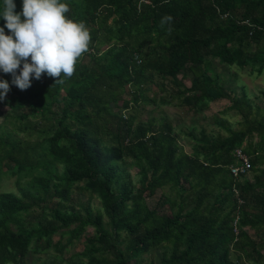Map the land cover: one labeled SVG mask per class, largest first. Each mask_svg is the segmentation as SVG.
I'll list each match as a JSON object with an SVG mask.
<instances>
[{
    "label": "trees",
    "instance_id": "1",
    "mask_svg": "<svg viewBox=\"0 0 264 264\" xmlns=\"http://www.w3.org/2000/svg\"><path fill=\"white\" fill-rule=\"evenodd\" d=\"M62 2L88 28L89 51L71 78L43 73L1 101L0 174L15 176L18 193L0 191V264H25L59 232L65 243L43 262L57 264L87 226L93 233L65 264H264V88L252 96L238 79L264 70V0ZM166 14L171 35L159 26ZM213 63L224 70L213 74ZM222 99L239 127L184 130L189 151L169 121L137 119L148 103L198 110ZM236 147L251 169L234 180ZM153 249L157 262L145 257Z\"/></svg>",
    "mask_w": 264,
    "mask_h": 264
},
{
    "label": "clouds",
    "instance_id": "2",
    "mask_svg": "<svg viewBox=\"0 0 264 264\" xmlns=\"http://www.w3.org/2000/svg\"><path fill=\"white\" fill-rule=\"evenodd\" d=\"M15 8L14 0H3L0 71L11 74V83L20 90L29 88L31 80L41 79L43 73L56 78L55 82H62V75L71 78L77 61L89 51L91 37L84 22L66 16L70 8L62 0H22L21 11ZM172 22L173 17L166 14L159 26L171 35ZM9 91V82L0 79V100Z\"/></svg>",
    "mask_w": 264,
    "mask_h": 264
},
{
    "label": "rangeland",
    "instance_id": "3",
    "mask_svg": "<svg viewBox=\"0 0 264 264\" xmlns=\"http://www.w3.org/2000/svg\"><path fill=\"white\" fill-rule=\"evenodd\" d=\"M22 67V64H21ZM224 67L221 64L213 63V71L219 73L223 71ZM19 72V69H17ZM214 74V73H213ZM11 79L9 81V86L15 87L19 89L17 86L11 83ZM238 79L239 81L245 85L247 92L250 95L257 96V91L260 88H264V70L258 75H249L246 71L238 70ZM188 84V80L185 81ZM35 85V80H31V86ZM147 88L148 94L151 96L155 93L160 94V91L156 88L155 84H148ZM128 95L124 93L122 95L123 98H126ZM0 100V111H4L5 107H2ZM256 101L258 104L264 107V99L261 97H256ZM229 102L226 99L212 101L209 103L207 108H200L198 110L188 109L186 106L178 105V104H160L158 103H148L142 106L141 111L138 113V120H149L154 119L155 121H159L162 118L172 123L173 128L179 133L178 142L184 148V150L189 151L190 147L187 143L189 140L188 136L184 135V130L192 129L197 132L199 128L204 127L208 131L220 132L222 134H226V128L230 127L232 129H236L239 127L238 121L240 120V115L233 109H228ZM221 118L224 127L217 124L215 117ZM0 122H2V117L0 116ZM4 127L9 130L12 129V124L10 120L4 123ZM256 138L253 137V141ZM134 173V169L131 170ZM250 173L246 174L249 176ZM133 179H135V175H133ZM164 191L171 196H175V191L172 190L169 186L163 188ZM0 191H13L18 193L17 185L15 182V176L11 175L9 171H3L0 174ZM84 194V192H83ZM86 196V195H85ZM92 203L94 205L98 204V200L93 198ZM249 231H251L249 229ZM93 233V227L87 226L84 233L82 234V238L80 240H73L70 245L67 246L66 250L62 252V260L56 261L57 264H65L64 259L70 258V254L76 253L81 249L83 238L91 235ZM60 237L59 232L53 235V245L42 252H34L30 254L26 260L25 264H43V262L50 263L54 260V256H58V252L56 247L58 245V238ZM60 244H64L66 240V235L60 237ZM159 249H153L145 254V257H150L154 261H158L159 259ZM232 259H235L234 254L231 255Z\"/></svg>",
    "mask_w": 264,
    "mask_h": 264
},
{
    "label": "built area",
    "instance_id": "4",
    "mask_svg": "<svg viewBox=\"0 0 264 264\" xmlns=\"http://www.w3.org/2000/svg\"><path fill=\"white\" fill-rule=\"evenodd\" d=\"M1 79V72H0ZM234 162L228 165L229 173L234 178V180L240 179L246 174L250 172L251 163L249 156L240 148L236 147L233 149ZM232 191L234 193V197L236 198L238 203H242V198L238 195V190L233 184ZM237 218L236 215L234 220L232 221L233 231L236 234L238 232L237 228Z\"/></svg>",
    "mask_w": 264,
    "mask_h": 264
}]
</instances>
